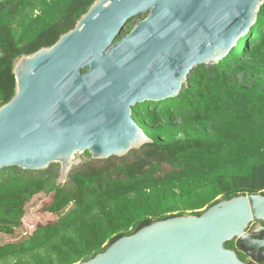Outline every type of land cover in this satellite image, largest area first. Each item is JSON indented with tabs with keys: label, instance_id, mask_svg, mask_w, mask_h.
Masks as SVG:
<instances>
[{
	"label": "trees",
	"instance_id": "1",
	"mask_svg": "<svg viewBox=\"0 0 264 264\" xmlns=\"http://www.w3.org/2000/svg\"><path fill=\"white\" fill-rule=\"evenodd\" d=\"M95 1L0 0V107L15 94L14 61L53 45ZM132 118L150 144L121 158L84 153L61 185L57 164L0 170V264H78L152 222L264 194L255 173L264 167V5L227 57L195 68L178 97L132 108ZM40 196L33 217L26 207Z\"/></svg>",
	"mask_w": 264,
	"mask_h": 264
},
{
	"label": "water",
	"instance_id": "2",
	"mask_svg": "<svg viewBox=\"0 0 264 264\" xmlns=\"http://www.w3.org/2000/svg\"><path fill=\"white\" fill-rule=\"evenodd\" d=\"M264 0H97L50 47L13 63V98L0 107V170L121 158L150 144L132 108L180 95L197 67L221 62L251 32ZM148 14L125 37L133 18ZM264 194L221 199L200 215L155 221L78 264H256ZM237 246L253 257L241 261Z\"/></svg>",
	"mask_w": 264,
	"mask_h": 264
},
{
	"label": "rangeland",
	"instance_id": "3",
	"mask_svg": "<svg viewBox=\"0 0 264 264\" xmlns=\"http://www.w3.org/2000/svg\"><path fill=\"white\" fill-rule=\"evenodd\" d=\"M144 15H145V14H144ZM145 16H146V15H145ZM145 16H143V15H139V16L133 18L132 21L129 22V23L123 28V30H122L121 35L119 36V38H122V37L125 35V32H126V30H127V27L130 26V28H133V27H134V26H135L140 20H142ZM35 50H36L35 47H31V48H27V49L22 50L20 53H22V54H29V53H32V52L35 51ZM11 60H12V59H11ZM82 156H83V155L79 156V158H81V160H82ZM255 173H256V175L260 178L261 183L263 182L262 184H264V167L257 169V170L255 171ZM261 183H259L258 185H254V186H253V191H254L255 193H260V192H262L263 189H261V188L259 187ZM44 200H46V197H44V196H40V197H36V198H34V199L32 200V202L29 203V204L27 205V207H26V210H27L28 214L31 215V216H33V217H38V214H37L36 212H37V210L39 209V205H40V203H41L42 201H44ZM43 219H45V218H43ZM40 220H42V218H40ZM21 233H23V235H25L26 231H23V232H21ZM17 237H18V236H17ZM17 239H18V238H17ZM17 239H14V240H17ZM2 241H6V239H3Z\"/></svg>",
	"mask_w": 264,
	"mask_h": 264
},
{
	"label": "flooded vegetation",
	"instance_id": "4",
	"mask_svg": "<svg viewBox=\"0 0 264 264\" xmlns=\"http://www.w3.org/2000/svg\"><path fill=\"white\" fill-rule=\"evenodd\" d=\"M145 15H146V16H145ZM145 15H143V16H145V17H144L142 20H140L139 22L143 21V20L147 17L148 14H145ZM131 21H132V20H130L129 22H131ZM129 22H128V23H129ZM139 22H138V23H139ZM128 23H127V24H128ZM138 23H137V24H138ZM127 24H126V25H127ZM137 24H136V25H137ZM126 25H125V26H126ZM136 25H135V26H136ZM135 26H134V27H135ZM134 27H133V28H130V26L127 27V30H126L125 35H124L123 37H125L127 34H129V33L134 29ZM255 224H258V226L261 228V231L258 232V233L251 232V228H252ZM247 232H251L250 236H251L252 239L260 240V239L264 238V222H258V223L253 222V223L249 226ZM230 244H231V246L233 247V250L236 251L238 258H239L241 261H244V262H253V260H254L253 257L249 256L245 250H243L242 248H240L239 246H237V241L230 242ZM255 261H256V264H261V263L264 262V257H262L261 254H258V255L256 256V258H255Z\"/></svg>",
	"mask_w": 264,
	"mask_h": 264
}]
</instances>
